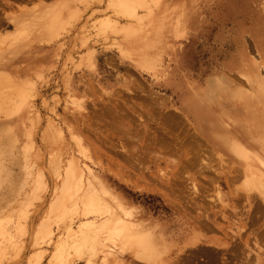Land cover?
Wrapping results in <instances>:
<instances>
[{
	"label": "rangeland",
	"instance_id": "rangeland-1",
	"mask_svg": "<svg viewBox=\"0 0 264 264\" xmlns=\"http://www.w3.org/2000/svg\"><path fill=\"white\" fill-rule=\"evenodd\" d=\"M239 148L264 157V0H0V264H264ZM58 152L86 215L52 212Z\"/></svg>",
	"mask_w": 264,
	"mask_h": 264
},
{
	"label": "bare ground",
	"instance_id": "bare-ground-1",
	"mask_svg": "<svg viewBox=\"0 0 264 264\" xmlns=\"http://www.w3.org/2000/svg\"><path fill=\"white\" fill-rule=\"evenodd\" d=\"M129 12L130 10L128 9L127 1L114 4L113 10L107 13L108 17L106 20L100 24L102 30H110L115 27V22L117 21L115 15H126ZM238 150L244 152V157L246 158L247 162L253 160L257 165V167L251 165L246 166L249 168V171L255 179V186L257 185L259 190L264 193V157L262 155H258L257 153L248 154L243 151L242 148H239ZM50 155V173L53 177L60 180V186L58 187L57 194L55 193V200L51 207L52 212L59 213L57 215H63L67 208L68 210L75 209V211H77L81 207L82 213L84 215L88 214L91 207L93 206L94 201L91 197V192H87V190L89 189L90 191L91 189H95V186L91 183L92 180L95 181V178L90 172L88 166L82 165L75 155H71V157L68 158L67 153L58 152L52 153ZM250 155H252L253 159H251ZM85 189L86 193L84 192ZM81 192H84L83 195L85 196L73 201V197L77 194H80ZM84 228V225L79 226V233H83ZM1 232L2 231L0 229V234ZM49 233L50 229L48 227L42 229V234L44 236L48 235Z\"/></svg>",
	"mask_w": 264,
	"mask_h": 264
}]
</instances>
